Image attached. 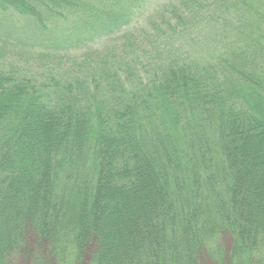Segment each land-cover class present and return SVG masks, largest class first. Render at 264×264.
Wrapping results in <instances>:
<instances>
[{"label": "trees", "instance_id": "trees-1", "mask_svg": "<svg viewBox=\"0 0 264 264\" xmlns=\"http://www.w3.org/2000/svg\"><path fill=\"white\" fill-rule=\"evenodd\" d=\"M141 1L0 0V22L25 18L31 42L70 50L123 27ZM177 4L189 32L209 4L236 16L217 65L161 58L138 77L101 71L94 87L0 70V264H50L44 244L56 264L264 256V0Z\"/></svg>", "mask_w": 264, "mask_h": 264}, {"label": "rangeland", "instance_id": "rangeland-1", "mask_svg": "<svg viewBox=\"0 0 264 264\" xmlns=\"http://www.w3.org/2000/svg\"><path fill=\"white\" fill-rule=\"evenodd\" d=\"M179 1L142 0L137 7H130L125 12L129 21L123 27L81 48L70 50L56 49L55 46L41 49L40 42L29 40L31 23L25 18L7 17L4 23L0 22V70L28 79L40 88L51 87L53 81L74 85L80 80H86L89 86L94 87L101 71L115 79L124 77L126 69L131 68L130 72L137 71L135 76L138 77L144 67L147 74L154 73L161 58L199 68L217 65L225 57L227 44L237 36L236 16L228 11H216L209 4L207 9L202 7L194 14L196 20L191 23L196 30L189 32L175 19V14H180ZM67 24L60 23L61 30H65ZM51 31L52 27H49V35ZM62 36L60 32L56 34L57 38ZM33 37L37 38L36 33ZM140 64L144 67L140 68ZM118 83L122 85L124 81ZM136 83L137 79L133 84ZM125 89L130 93L132 84H126ZM34 242L29 232L25 248H30L33 253L37 252ZM44 245V259L56 264L52 252ZM260 254L263 255L261 250L252 257L254 264H263L264 256L257 259ZM28 257L29 254L18 253L11 257L10 264H29ZM200 262L214 264L207 257H202Z\"/></svg>", "mask_w": 264, "mask_h": 264}]
</instances>
